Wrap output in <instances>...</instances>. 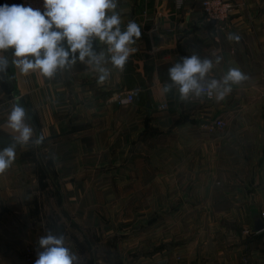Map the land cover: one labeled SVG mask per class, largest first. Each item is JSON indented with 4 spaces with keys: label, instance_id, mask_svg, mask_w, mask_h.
Returning <instances> with one entry per match:
<instances>
[{
    "label": "crops",
    "instance_id": "crops-1",
    "mask_svg": "<svg viewBox=\"0 0 264 264\" xmlns=\"http://www.w3.org/2000/svg\"><path fill=\"white\" fill-rule=\"evenodd\" d=\"M229 1L223 29L200 0H80L22 33L0 0V264L51 229L71 264H264V0ZM26 152L53 170L61 224Z\"/></svg>",
    "mask_w": 264,
    "mask_h": 264
},
{
    "label": "built area",
    "instance_id": "built-area-1",
    "mask_svg": "<svg viewBox=\"0 0 264 264\" xmlns=\"http://www.w3.org/2000/svg\"><path fill=\"white\" fill-rule=\"evenodd\" d=\"M17 2L20 13L24 16L23 24L18 29L22 33L27 26L38 29L47 26L61 28L63 19L76 16L80 11V0H17ZM200 7L206 20L212 26L220 29L224 28L233 11V3L229 0H200ZM187 90L191 94H204L208 98H212L214 95L212 89L206 84H190L187 86ZM132 100L131 93L117 94L116 96V102L119 105ZM163 107L165 106L163 105ZM213 124L219 128L226 125L222 118L214 120ZM261 216L264 218V212L261 213ZM21 259L26 264H65L58 252L47 248L36 251L30 245L23 249Z\"/></svg>",
    "mask_w": 264,
    "mask_h": 264
},
{
    "label": "rangeland",
    "instance_id": "rangeland-1",
    "mask_svg": "<svg viewBox=\"0 0 264 264\" xmlns=\"http://www.w3.org/2000/svg\"><path fill=\"white\" fill-rule=\"evenodd\" d=\"M19 162L25 170L35 174L37 186L35 188L34 203L43 217L44 223L48 226H54L64 221L65 209L63 208L61 193L58 191L56 178L53 175L48 161H46L40 152L33 154L22 153L19 155ZM58 229H51L47 249L54 250L64 259L65 264H71L69 257H66L63 251V241L59 240ZM66 248V247H65ZM68 253V252H67ZM70 256V255H69Z\"/></svg>",
    "mask_w": 264,
    "mask_h": 264
},
{
    "label": "trees",
    "instance_id": "trees-1",
    "mask_svg": "<svg viewBox=\"0 0 264 264\" xmlns=\"http://www.w3.org/2000/svg\"><path fill=\"white\" fill-rule=\"evenodd\" d=\"M11 144V141L3 138V137H0V149H3V148H6V147H9Z\"/></svg>",
    "mask_w": 264,
    "mask_h": 264
}]
</instances>
